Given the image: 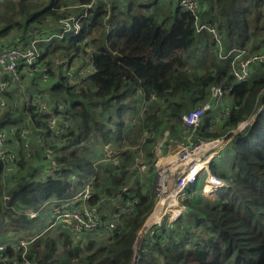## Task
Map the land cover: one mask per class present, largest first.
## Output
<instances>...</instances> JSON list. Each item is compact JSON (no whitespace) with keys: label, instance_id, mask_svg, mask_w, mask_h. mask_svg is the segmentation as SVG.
I'll list each match as a JSON object with an SVG mask.
<instances>
[{"label":"trees","instance_id":"16d2710c","mask_svg":"<svg viewBox=\"0 0 264 264\" xmlns=\"http://www.w3.org/2000/svg\"><path fill=\"white\" fill-rule=\"evenodd\" d=\"M68 1L60 4L50 0L40 8L33 1L21 2L24 7L18 2L19 8L12 11L19 18L0 17V38L15 28L38 26L70 14L73 9L65 6ZM204 1L206 7L199 6L197 22L221 34L224 51L243 47L257 52L264 48V0ZM100 3L81 21L77 36L63 39L67 47L57 46L65 48L62 55L70 60L84 38L87 44H94L90 54L94 71L88 78L94 89L71 92L62 76L51 90L65 94L62 114L69 128L51 139L45 116L39 118L29 105L30 117L41 126L30 133L31 140L36 135L42 139H37L39 144L33 143L27 156L16 129L14 168L7 170L0 160V244H6V264L13 260L24 264V259L30 264H131L136 231L150 212L154 197L155 155L151 147L167 117L201 106L210 98L211 85L222 88L228 113L218 131H211V116L209 111L204 113L195 130L197 137L229 132L260 105L247 125L250 130L238 131L222 150L229 159L228 167L215 163V158L210 161L212 173L230 185L211 200L201 192L202 178L198 177L186 189L185 214L182 212L174 223L163 220L158 228L148 231L138 253L142 264H264V62L249 67L246 81H236L230 59L218 55L213 34L197 30L195 18L179 5V0L170 11L158 15L133 10L132 0L123 9H108ZM150 94L155 99L144 112L141 126L131 128L125 113H138ZM9 120V114H4L0 128ZM144 129L153 133L143 143L152 188L149 180L143 186L137 178L140 174L131 171ZM107 146L118 149L110 153ZM47 147L54 148L58 166L51 177H43L40 172L41 165L48 161ZM87 183L92 196L86 204L102 201L97 208L103 217L102 206L110 201L127 203L132 209L131 213L123 210L124 205L114 209L113 214L122 222L119 232H84L77 238L61 223L50 226L56 201L71 197ZM40 221L42 226H38ZM19 239L31 240L26 250L12 247Z\"/></svg>","mask_w":264,"mask_h":264},{"label":"built area","instance_id":"2783aa9c","mask_svg":"<svg viewBox=\"0 0 264 264\" xmlns=\"http://www.w3.org/2000/svg\"><path fill=\"white\" fill-rule=\"evenodd\" d=\"M99 1L89 0L85 3L76 4L75 7L78 8V12L59 17L52 29L38 26L30 27L22 38L11 41L5 46H0V74L5 73L6 75L4 79L0 80V95L11 82L20 80V67H23L29 74L38 75L45 80L48 76V71L40 47L49 46L53 42L64 38L77 36L81 32V21L89 17L88 15L99 4ZM179 5L191 12L196 20L197 30L206 29L213 34L218 46V55L221 58L230 59L232 73L236 81H246L249 77V67L253 63L264 62V48L257 52H251L243 47L224 51L221 43V34L213 27L197 22L199 19V3L197 0H179ZM86 58V66L80 69L78 76L75 77L67 58L54 57L53 62L61 65L64 82L70 87L71 92L79 93L82 91L81 81L88 79L89 75L94 71L91 55H87ZM209 94L210 98L201 106H197L189 112L180 115L179 121L186 126L187 133L177 141L174 149L169 150L170 146H168L166 153L162 154L161 141L172 140L167 132L170 131L169 125L167 130L163 131L161 141L154 147V197L157 199L159 194H164L168 188L174 191L176 198L183 197L177 214L171 218L167 217V220H165L167 223H174L181 218L183 208L188 201V197L185 195L186 189L198 177L202 178L201 192L209 198H214L219 190L229 187V181L221 179L212 173L210 161L221 153L238 131L247 127L257 112L250 114L247 119L239 122L236 128L231 129L229 132L217 137H197L195 136V130L200 124L201 117L218 105L223 90L220 86L211 85L209 86ZM154 99L155 96L150 94L149 99L142 101L137 117L132 120V123L141 122L144 112ZM25 102L27 106L31 105L36 109L39 118L45 116V121L51 131V139H54L62 131L69 128L70 123L62 114L65 107L64 104L58 103L52 107L42 99L39 93L26 97ZM261 108H264V104ZM227 113V107L223 108L220 112V117H225ZM7 131L9 130L0 129V160L4 163L7 170H12L16 156L7 144ZM27 133L28 129L26 128L20 132L22 136H26ZM150 136H152V132L146 129L140 135L139 142L136 145L137 151L131 165V171L135 173H144L149 168V164L139 151V148L141 143L145 142ZM107 148L110 153H115L117 150L108 146ZM45 155L49 161L46 176L51 177L55 175L58 169L54 148L47 147ZM91 196L92 191L89 183H87L71 197L56 201V205H54L52 210L53 219L50 226L61 223L65 229L69 230L77 238L84 232L94 235H112L119 232L122 229L120 217L117 214H113L110 218L103 217L94 205L88 206L86 204ZM123 210L127 213L132 212L128 207H123ZM30 215L34 216L35 213L31 212ZM160 223V218L154 222L156 225ZM30 241L19 239L12 243V247L14 249L23 247L26 250ZM5 248L6 244H0V262L2 264H6L9 261L8 256L4 253ZM135 259L133 256L131 264L134 263ZM23 263L30 264L26 259H24ZM11 264H18V261L13 260Z\"/></svg>","mask_w":264,"mask_h":264},{"label":"crops","instance_id":"0c3cea01","mask_svg":"<svg viewBox=\"0 0 264 264\" xmlns=\"http://www.w3.org/2000/svg\"><path fill=\"white\" fill-rule=\"evenodd\" d=\"M21 1V0H18ZM25 1H30V0H25ZM36 1V8H40L42 3L39 2V0H34ZM147 1V0H144ZM149 1V0H148ZM153 0H150V2L147 3H137V0H132L133 2V7L135 5L142 4L143 6H149L150 4H154L155 8H153L155 15H158L161 11H170L173 7V5L176 3L178 0H156L152 2ZM200 6V9H203L206 7V1L204 0H197ZM7 2V1H6ZM44 2V0H42ZM101 3L104 4L106 8L109 9L111 6H117L121 9L126 7V5L130 2V0H100ZM100 3V4H101ZM137 3V4H136ZM69 4V5H68ZM69 8L72 6L70 9H73L71 13H77L78 8H76V4L74 2L68 1L65 6ZM45 6V5H44ZM34 8V9H36ZM33 9V11H34ZM59 17L57 18H50L47 20L46 23L38 25V27H42L45 29H52L58 20ZM87 18V17H86ZM33 25V24H32ZM107 26V25H106ZM30 27H36L34 26H27L24 29H14L12 30L7 36L0 38V44H7L11 42L12 40L15 39H20L22 38L28 28ZM95 32V28H93V33ZM86 38L82 42H80L81 48L75 52L74 56L70 58V60L66 57L63 56L62 53L65 51V48L67 47V42L66 40H60V41H55L49 46H41L40 51L42 53V57L46 62L47 66V71H48V76L45 80L42 79V77L34 74H29L26 72V70L23 67H20V80L18 82H11L5 89V91L0 95V118L4 114H9V122H7L4 126L3 129H8L7 131L8 136L9 133L12 134L10 140L9 138L7 139V144L10 147V149L15 153L16 149V141L14 137V133L16 129H19L18 131L21 132L22 129H28V136H20L23 138V146L24 149L27 151L26 155L28 156L30 153V147L33 145V143L39 144L37 141V135L34 136L33 141L31 140L30 133H33V131H39L41 126H38L30 117V113L27 110V105L25 102L26 97H31L35 93H39L42 97V99L47 102L49 105L54 106L57 103H64V97L65 94L64 92L58 94L55 91L51 90V87H53L56 83L60 81V78L63 76V72L61 70V65L54 63V57L57 58H67L70 62V67L72 68V71L74 72V76L77 77L79 74L80 69L84 68L86 66V56L90 55L94 51V44H87ZM65 45V48L63 47H57L58 45ZM73 50V49H72ZM6 77L5 73L0 74V80L4 79ZM81 86H82V91L87 92L89 89L93 90L92 84L89 82V79L82 80L81 81ZM139 95V94H138ZM64 100V101H63ZM154 102V101H153ZM227 107L228 108V103L225 102V97H221L219 100V103L216 107H214L212 110L208 112V115L211 116V121L209 128L211 131H218L220 127L221 120L224 117H220V112L223 108ZM140 109V108H139ZM253 110V108H252ZM251 110V111H252ZM137 114L129 115V112L125 113V117L127 116L128 124L131 128L136 129L137 127H140L141 124L139 123H132V120L137 117ZM179 115L174 114V115H169L167 117V122L163 129L161 130L162 132L159 133V135L156 138V143L152 145L151 151L154 154V147L161 141L162 138V133L164 130H167V126L169 125L170 131H167L170 138L172 140L170 141H161V146L163 148V152L167 151L168 146L169 150H172L176 147L177 141L180 138H183L185 134L187 133V128L186 126L179 121ZM2 129V128H0ZM223 134V133H222ZM153 135V133H152ZM39 139V138H38ZM144 143V142H143ZM143 143H141L139 151L143 154V156L146 158V151L143 149ZM111 148L118 149L116 146H111ZM222 152V151H221ZM16 155V154H15ZM215 163H217L220 166H223V168H227L228 164L224 161L225 157L222 153H220L217 157H215ZM49 166V161L45 162L43 165L40 167V172L42 173V176L45 177L47 175V169ZM140 174V176L144 175L143 177H139L141 184L147 185L148 180L149 182L153 185V177L151 174H148V172L144 173H137ZM150 175L151 177L147 178L146 177ZM154 188V185H153ZM152 188V194L153 192ZM154 195V194H153ZM104 200V199H103ZM102 201H97L93 205L96 207L98 210V206ZM110 203H106L105 205L102 206L103 209V214L106 215V218H109L113 215V211L117 206H123V207H129L127 203H122L118 204L115 201L113 202L115 206H112ZM153 204V202H152ZM131 209V208H130ZM132 210V209H131Z\"/></svg>","mask_w":264,"mask_h":264},{"label":"rangeland","instance_id":"374dc122","mask_svg":"<svg viewBox=\"0 0 264 264\" xmlns=\"http://www.w3.org/2000/svg\"><path fill=\"white\" fill-rule=\"evenodd\" d=\"M25 0H22V1H18V0H8V2H6V0L5 1H2V2H0V17H5V18H8L9 16H11V15H13V17H15V18H19V15H15V13H13V8H15V9H18L19 7H18V2L19 3H21V2H24ZM30 1H33V2H35L36 3V1H34V0H30ZM59 1V3L60 4H62L63 2H64V0H58ZM69 1H72V0H69ZM39 2L40 3H42V5H41V7L42 6H44V5H47L49 2H50V0H44V2H42V0H39ZM147 2H150V0L148 1H144V0H137V3H147ZM136 3V4H137ZM21 7H24V4H22L21 3ZM109 8H111V7H109ZM153 8H155V6H154V4H150L149 6H137V5H135L134 6V8H133V10H137L138 12H142V13H145V14H150L151 12H154L153 11ZM108 17V15H106V17H105V19ZM127 19H130L129 17L127 18ZM102 24H103V26L106 28V30L108 31L109 30V26H106L105 25V20H102ZM96 30H97V28H96ZM201 57H202V55H201ZM256 106V105H255ZM255 106H254V108H255ZM260 107V105L256 108V110L254 111V112H256V111H258L257 109ZM227 132V131H226ZM27 136H28V134H27ZM219 136V135H218ZM42 139V137L40 136V135H37V139ZM161 149H162V154H165L166 153V151H164L163 152V148H162V146H161ZM226 163L229 161V159H228V157L227 156H225V160H224ZM148 163V162H147ZM148 174H150V171L148 172ZM144 175H142V176H137V178L138 177H143ZM149 177H151L150 175H148L147 177H146V179L147 178H149ZM151 185V188H152V184H150ZM219 192H220V190H219ZM219 192H217V193H219ZM170 193H173L174 194V191L173 190H171L170 188H168L167 190H166V192L164 193V194H167V195H169ZM193 193V192H192ZM216 193V196H214V199H216L217 198V194ZM185 195L188 197V195H187V193L185 192ZM190 198V197H189ZM211 199V198H210ZM212 200V199H211ZM156 197H153V204H152V207H151V210H150V212L148 213V215H146L145 217H144V219H143V221H142V223L140 224V226L138 227V229H137V231H136V238H135V241H134V247H135V255H134V257L136 258L135 259V261H134V263L133 264H142V257H140V255H139V253H138V250H139V248L141 247V244H142V242H145L146 240H144V236H145V233H147L148 231H151L152 229H156V228H158V225H156V224H154V222L155 221H157V220H155L144 232L142 231V233H140V229H141V226L145 223V221H146V219H147V217L152 213V211L154 210V207H155V204H156ZM112 206H115V204L114 203H110ZM187 207V206H186ZM185 211H186V209L183 211V214H185ZM182 214V215H183ZM160 219H161V222L164 220H167V216L165 215V214H161V216H160ZM39 224H38V226H42L43 225V221L41 222H38ZM37 226V227H38ZM139 233H140V236H139ZM139 236V237H138Z\"/></svg>","mask_w":264,"mask_h":264},{"label":"bare ground","instance_id":"6f19581e","mask_svg":"<svg viewBox=\"0 0 264 264\" xmlns=\"http://www.w3.org/2000/svg\"><path fill=\"white\" fill-rule=\"evenodd\" d=\"M182 198H176L173 193L159 194L156 199V204L152 213L148 216L144 231L157 219L160 218L161 214H165L168 218L173 217L177 214L179 205L181 204ZM143 231V232H144Z\"/></svg>","mask_w":264,"mask_h":264},{"label":"water","instance_id":"95a60500","mask_svg":"<svg viewBox=\"0 0 264 264\" xmlns=\"http://www.w3.org/2000/svg\"><path fill=\"white\" fill-rule=\"evenodd\" d=\"M250 130V126H247L245 132L247 133Z\"/></svg>","mask_w":264,"mask_h":264},{"label":"clouds","instance_id":"9594fccd","mask_svg":"<svg viewBox=\"0 0 264 264\" xmlns=\"http://www.w3.org/2000/svg\"><path fill=\"white\" fill-rule=\"evenodd\" d=\"M246 129V128H245ZM209 198V197H208ZM212 199H214V198H212Z\"/></svg>","mask_w":264,"mask_h":264}]
</instances>
